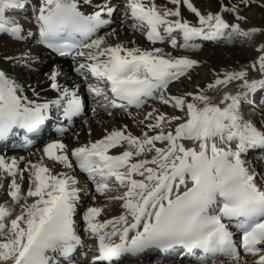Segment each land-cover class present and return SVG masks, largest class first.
<instances>
[{
	"label": "snow or ice",
	"instance_id": "obj_1",
	"mask_svg": "<svg viewBox=\"0 0 264 264\" xmlns=\"http://www.w3.org/2000/svg\"><path fill=\"white\" fill-rule=\"evenodd\" d=\"M169 2L173 7L155 0H35L29 20L34 28H29L9 15L28 8L27 0H0V39L22 42L37 33L36 44L71 57L72 70L82 80L62 85L63 73L53 65L45 76L55 98L40 100L35 88L0 69V143L5 147L22 133L14 146L30 148L53 119L70 121L83 114L88 104L82 91L104 111L140 110L149 100L173 110L145 112L135 121L139 135L125 125L78 146L49 140L35 161L0 154V264H82L78 257L86 247L87 264H143L145 257L148 264H165L173 253L181 264H264V170L257 171L248 158L258 153L264 164V120L241 113L242 101L264 91V42L250 63L213 72L206 85L180 94H172L170 86L198 61L156 46L193 50L200 47L197 39L251 41L264 35V28L241 26L247 20L241 6L253 0H230L206 13L192 0ZM181 7L194 14L195 23L181 15ZM118 12L119 26L130 21L128 27L151 47L110 42L118 40L116 29L99 34ZM5 59L28 67L39 56L24 51ZM230 84H236L235 92L227 90ZM56 166L62 170L55 171ZM76 169L105 204L96 206V195L85 192L93 204L79 211ZM112 203L121 211L105 217Z\"/></svg>",
	"mask_w": 264,
	"mask_h": 264
},
{
	"label": "bare ground",
	"instance_id": "obj_2",
	"mask_svg": "<svg viewBox=\"0 0 264 264\" xmlns=\"http://www.w3.org/2000/svg\"><path fill=\"white\" fill-rule=\"evenodd\" d=\"M213 1V0H212ZM27 2L34 3L35 0H27ZM113 2H116V0H113ZM230 0H214V2L211 4H205L203 3V0H192V3L202 12L206 13L208 11L216 12L219 10V4L220 3H229ZM231 2H236V0H231ZM155 3L158 6H166V7H173V5L169 2V0H155ZM262 11L260 7L255 5V2L253 1L250 6L244 7L241 6V12L242 15L247 17V19L251 20L252 22L259 24L264 27V17L259 18V13ZM181 15L191 21L192 23L196 22V18L194 14L190 13L186 8L181 7ZM121 16V13H117L113 17V23L111 26H114L112 29H116L119 37L114 38V41L112 43L116 42H124L125 44L131 45V41H135L137 46L140 47H151L149 45V42L141 35L140 32H134L132 29L128 27V23L124 25L123 28H121L118 24V20ZM14 17L18 19L22 24L25 25V27L34 28V25H31L29 23L30 20V14L29 16H20L18 17L17 14H14ZM109 30L102 31V35L107 33ZM100 33V34H101ZM238 39H235L234 41H237ZM233 41V42H234ZM179 42V38H178ZM28 43L32 44L31 48H27ZM195 43L199 44L200 47L198 49L193 50H182V49H171L170 46L166 44H157L156 46L163 47L165 51H171L173 55H187L194 59L193 52H202L205 46H211V49L209 51H206V59L199 61L200 64L195 66L193 69L190 70L189 75L186 77H181L179 81L173 82V84L170 86V92L172 94H178V92H184L182 89H184L187 86V82L191 77L196 78L195 83L190 89H187V91H192L196 89L197 85H200L203 87L206 85L213 76V72H220L223 69H233V68H239L241 65H246L250 63L253 58L256 56V53L249 50L248 48L246 50H243L241 48L234 46H229L225 52V54L222 52V50H219L217 47H222L219 45L221 42L220 40L214 42V43H206L202 39H197ZM231 44V43H230ZM216 46V47H215ZM237 48V49H236ZM24 51L31 52L34 56H39V60L35 63H32L30 66L26 67L21 64H13L12 61L5 59L6 57H18L20 54ZM227 54L228 57H232L233 62L225 64L224 61H222V58L225 57ZM193 55V56H192ZM197 59V57H195ZM228 60V58L226 59ZM202 62V63H201ZM227 62H230L229 60ZM56 65L60 68L63 75L59 78V82L64 85H71L73 83L76 84H82V80L77 77V74L72 70L73 69V61L72 59H64V58H52L47 51L42 48L40 45L36 44L35 40H26L22 42H16L8 38H2L0 39V69L6 70L9 72L10 75L17 78L18 82L24 84L26 87L28 85H31L32 88H35V90L40 93V100L45 99H53L55 98V93L53 90L49 87V82L47 80V77L45 76V73L49 72L50 68ZM25 74L23 76L22 74ZM188 80V81H187ZM94 82V81H93ZM228 91L235 92L236 90V84H230L227 88ZM27 95L30 97L32 96V92L29 89L26 92ZM209 95L215 96L216 93L210 92ZM82 96L86 98L89 102L91 100L88 98L86 91H82ZM36 98V97H32ZM243 102V101H242ZM151 104V103H150ZM149 104V105H150ZM151 106V105H150ZM152 107H159L161 110L171 113L173 110L171 108L162 106L159 104L158 101H155L154 105ZM151 107V108H152ZM96 112L93 114L92 110L88 111V116L80 122L76 127L71 136H65V138L61 139L63 142L68 144L69 146H78L80 144L88 143L90 140H96L103 137L105 134V131H110L113 128H122L125 125H127V128L129 131H131L135 135H139L140 129L137 127V124L135 121H138L143 118V115H140L142 111H138L135 113V115H140L139 117H134L132 114L128 113H115L113 119L107 118L108 112L104 111L102 108L95 106ZM150 108V109H151ZM140 113V114H139ZM110 116V115H109ZM245 118H249V115L245 116ZM87 119L88 123L85 125V120ZM259 121L264 120L263 115L257 118ZM106 125H104V124ZM100 124V125H99ZM102 124V125H101ZM104 125V126H103ZM98 126H101L99 129ZM103 126V127H102ZM71 138V139H68ZM49 141V140H47ZM43 144L39 145V147L28 150V151H9L4 150L0 151V154H6L8 156H24L27 159H31L33 161L38 160L40 158L41 152L39 151L42 148ZM115 151V150H110ZM49 167H52V162L46 161ZM254 167H258V169H264V164H259L258 162H253ZM21 167H23V162L21 163ZM256 167V168H257ZM62 170L59 166H56L55 171ZM85 177L84 173H81L79 169H76V177L79 180L81 177ZM82 184H85V181L82 182ZM26 186V185H25ZM82 189V188H81ZM85 192H93V194L96 195V206H101L106 203L105 197L95 193V190L91 185L83 190ZM115 194V193H110ZM3 196V192L0 191V197ZM89 198V197H88ZM87 198V199H88ZM82 201V199H81ZM92 201V200H91ZM3 202V201H0ZM90 203H88L89 205ZM80 209V208H79ZM121 209L119 208L118 203H112L108 205L105 209V213L103 214L105 217L111 216V215H117ZM84 264V263H82ZM143 264H148V262H143Z\"/></svg>",
	"mask_w": 264,
	"mask_h": 264
},
{
	"label": "rangeland",
	"instance_id": "obj_3",
	"mask_svg": "<svg viewBox=\"0 0 264 264\" xmlns=\"http://www.w3.org/2000/svg\"><path fill=\"white\" fill-rule=\"evenodd\" d=\"M254 2H255V5H257L258 7H260L261 9H262V11L259 13V18L261 19V18H263L264 17V7H262L261 5L262 4H264V0H253ZM211 2L213 3L214 2V0L212 1V0H203V3H205V4H211ZM241 15H242V12H241ZM224 17H225V19L226 20H228L229 22H232L233 20H234V17L232 16V14H230V13H224ZM241 26L242 27H244L245 29H247V28H249V27H260V28H264L263 26H261V25H259V24H256V23H254V22H252L251 20H249V19H247L246 21H243V22H241ZM111 31V29L108 31V32H110ZM102 35V34H101ZM5 39V38H4ZM112 41H114V38L112 37L111 39H110V42H112ZM262 42H264V35H261V34H257L256 35V37H255V39L254 40H248V39H239L238 38V40L237 41H234V42H232L231 44H219V45H221L222 47H217V48H219V50H222V52L225 54V52H226V50H227V48L229 47V46H235L236 45V47H238V48H241V49H243V50H246L247 48L249 49V50H251V51H253L254 53H256V51H255V49H256V47H258L259 46V44L260 43H262ZM30 46H28V48H29ZM216 47V46H215ZM209 49H211V46L209 47V46H205L204 47V49H203V51L201 52H193L192 54L195 56V57H197V59H195V57H194V59L195 60H199V61H202L203 59L205 60L206 59V51L208 50L209 51ZM237 49V48H236ZM257 54V53H256ZM192 55V56H193ZM228 58V60L230 61V62H227L228 60H226ZM198 61V64H200V62ZM222 61H224V63L225 64H228V63H232L233 62V59H232V57H228L227 56V54H226V56L225 57H223L222 58ZM202 63V62H201ZM23 76H25V74L23 73L22 74ZM188 81V80H187ZM195 81H196V78H194V77H191L190 79H189V81L187 82V86L184 88V89H182V91H186L187 89H190L192 86H193V84L195 83ZM180 93H182V92H178V94H180ZM154 103H155V101H153V103H151L150 105H148V106H146L145 108H144V110L142 111V113L140 114V115H143L145 112H147V111H149L150 110V108L154 105ZM134 117H139L140 115H135V114H132ZM110 117V118H109ZM113 117H114V115H108L107 116V118H109V119H113ZM250 119H252V120H254L255 118H250ZM255 121V120H254ZM104 124V123H103ZM100 125V124H99ZM102 125V124H101ZM104 125H106V124H104ZM103 125V126H104ZM102 126V127H103ZM101 126H98V128L97 129H99ZM71 136V135H70ZM68 139H71V138H69L68 137ZM258 156V155H257ZM257 156H252V154H249V156H248V158L251 160V161H254V159H256L255 160V162H258L259 164H261V162L256 158ZM257 167V166H256ZM257 171H262V169H257ZM82 182H83V180H82V178H80V180H79V185H78V187H80V188H83V189H85V187L87 186L86 184L84 185V184H82ZM93 193V192H92ZM113 193H115V192H113ZM2 197L3 196H1L0 197V201H3V199H2ZM89 197V198H88ZM85 198H86V200H84L83 202H82V205H81V207H80V211L82 212L85 208H87L88 206H91L92 204H93V201H91L92 199H91V196H85ZM88 198V199H87ZM88 203H90L89 205H88Z\"/></svg>",
	"mask_w": 264,
	"mask_h": 264
}]
</instances>
